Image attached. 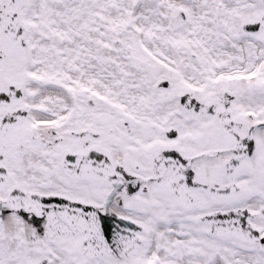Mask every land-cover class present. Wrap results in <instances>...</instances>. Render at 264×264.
Masks as SVG:
<instances>
[{"label":"bare ground","instance_id":"bare-ground-1","mask_svg":"<svg viewBox=\"0 0 264 264\" xmlns=\"http://www.w3.org/2000/svg\"><path fill=\"white\" fill-rule=\"evenodd\" d=\"M17 5L25 34L17 38L12 25L13 35L0 37V77L25 92L32 133L25 144L0 140V198L17 189L98 202L109 186L84 171L87 143L116 164L129 158L141 177L169 153L202 157L205 173H215L218 159L208 155L224 127L256 144L233 185L195 187L189 212L153 182L133 196L136 205L115 210L140 227L148 251L92 257L80 236L56 237L44 222L35 228L10 213L0 264H36V253L46 264H264L263 243L203 221L244 209L264 236V0H0V12ZM227 100L233 117L214 109Z\"/></svg>","mask_w":264,"mask_h":264},{"label":"flooded vegetation","instance_id":"flooded-vegetation-1","mask_svg":"<svg viewBox=\"0 0 264 264\" xmlns=\"http://www.w3.org/2000/svg\"><path fill=\"white\" fill-rule=\"evenodd\" d=\"M9 17L8 14H0V35L5 30H9L12 23ZM25 96V92L15 82L3 84L0 81V140L12 135L25 144L24 139L32 133L27 124L28 110L23 102ZM255 144L256 142L248 137H228L216 142L215 150L208 155L213 161L218 159V162L213 165L216 172L211 175L205 173V176H200L197 172H204V168L201 167L200 158L202 157L185 160L174 156L170 161L161 162L159 167V163L154 162L151 165L150 175L141 177L130 165L129 158L124 164H116L112 162L109 155H105L107 161L104 167L97 166L95 163L90 171L88 170L93 178L102 180L109 186L108 190L100 192L99 201L93 204L103 213H114L115 210L136 205L138 201L134 200L133 196L146 182L160 184L165 193L180 207L188 203L193 204V191L199 184L214 185L215 181L219 180L233 185L235 178L248 170V160L254 152ZM92 153L97 154L94 151ZM212 155L215 156L212 157ZM196 160L198 162L194 166ZM98 167L102 169L100 174L97 172ZM157 174L164 176L157 180ZM227 193L220 192V195L224 196ZM11 203L16 204L15 200Z\"/></svg>","mask_w":264,"mask_h":264},{"label":"water","instance_id":"water-1","mask_svg":"<svg viewBox=\"0 0 264 264\" xmlns=\"http://www.w3.org/2000/svg\"><path fill=\"white\" fill-rule=\"evenodd\" d=\"M15 194L21 202L24 195L18 191H15ZM39 202V211H32L34 225L45 220L55 234L85 232V251L90 256L103 253L125 254L136 240L132 235V221L116 215L103 214L93 205L56 195L40 196ZM11 210L10 203L0 200V224L5 214ZM20 211L23 216L29 213L24 211L23 205ZM246 218L242 212L233 211L210 215L209 221L220 230L240 233L251 241L264 242V238L254 236V232L246 224Z\"/></svg>","mask_w":264,"mask_h":264},{"label":"rangeland","instance_id":"rangeland-1","mask_svg":"<svg viewBox=\"0 0 264 264\" xmlns=\"http://www.w3.org/2000/svg\"><path fill=\"white\" fill-rule=\"evenodd\" d=\"M11 11H16V7L15 8H13V9H10V8H4L3 10H2V14H10V12ZM2 77H0V79H1ZM225 103L226 102H223L222 104H220V108H223L224 106H225ZM232 115V114H231ZM226 127H224L222 130H221V133H223V134H227V132H226ZM30 132H31V130H30ZM233 133H235V131H233ZM235 134H237V133H235ZM237 136V135H236ZM29 137H30V134L24 139L25 141L26 140H28L29 139ZM169 137V136H168ZM86 145H88V144H86ZM87 148V147H86ZM0 149H1V146H0ZM1 152V151H0ZM170 154V153H169ZM167 158V157H166ZM194 158V157H193ZM196 158V157H195ZM164 159V157H162V158H159L158 160H157V164H158V167H159V165L160 164H162L161 163V161ZM62 160L63 161H65V157H62ZM166 161V160H165ZM197 162H198V160H196L195 162H194V166H196V164H197ZM165 166V164L163 163V167ZM201 167H205L204 166V164L203 163H201ZM204 169H206V167L204 168ZM198 173H199V175L200 176H205L206 174H205V171L204 172H199V171H197ZM202 173V174H201ZM5 176H3L2 178V180H0V184H2L3 182H5V178H4ZM221 181H219V180H217V181H215V184L213 185L214 187H218V183H220ZM216 185V186H215ZM5 199H7V198H5ZM34 206H35V208H38V203L36 202L35 204H34ZM185 211H187V212H189L190 210H185ZM15 214H17V215H19L18 213H15ZM23 218H25V217H23ZM25 219H29L30 220V224L33 226V227H35V228H37V227H39V225L38 226H35L34 224H33V219L31 218V216H28L27 218H25ZM204 221V220H203ZM42 222H44V221H42ZM41 222V223H42ZM204 222H206V221H204ZM45 223V222H44ZM207 223V222H206ZM46 224V223H45ZM209 226H211V224L210 223H207ZM217 233L218 234H222V233H224L223 231H217ZM56 235V234H55ZM61 235H71V236H80V239H79V242H80V244H81V247H83L84 248V246H85V240H86V233H84V232H80V233H76V234H73V233H63V234H60V235H56V237H60ZM240 238V237H239ZM249 242V241H248ZM146 247H147V244H146V242H144L143 240H141V239H139L138 240V242H137V244L134 246V247H132L131 249H130V251L127 253V254H133L134 252H136V251H138L139 249H141V250H143L144 252L146 251Z\"/></svg>","mask_w":264,"mask_h":264}]
</instances>
